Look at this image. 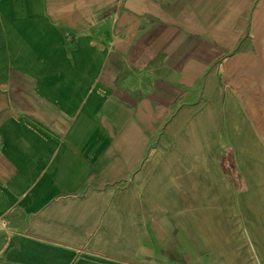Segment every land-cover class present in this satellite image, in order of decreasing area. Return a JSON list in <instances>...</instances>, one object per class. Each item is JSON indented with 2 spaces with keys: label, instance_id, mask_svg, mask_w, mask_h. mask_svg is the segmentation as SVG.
<instances>
[{
  "label": "crops",
  "instance_id": "obj_1",
  "mask_svg": "<svg viewBox=\"0 0 264 264\" xmlns=\"http://www.w3.org/2000/svg\"><path fill=\"white\" fill-rule=\"evenodd\" d=\"M128 6L121 65L0 110V264L238 262L231 215L249 228L258 174L264 194V0Z\"/></svg>",
  "mask_w": 264,
  "mask_h": 264
},
{
  "label": "rangeland",
  "instance_id": "obj_2",
  "mask_svg": "<svg viewBox=\"0 0 264 264\" xmlns=\"http://www.w3.org/2000/svg\"><path fill=\"white\" fill-rule=\"evenodd\" d=\"M128 1L0 0V110L41 103L38 83L67 78L75 65L78 77L95 74L85 65H121L131 32L143 24L136 7L129 11ZM257 178L260 174L252 188ZM239 200L243 216L252 223L245 228L249 220L231 215L240 218L242 227L235 233L240 249L234 258L237 264H264V256L255 251L258 240L264 242V194L250 190ZM5 219L0 221L2 242L9 233ZM215 257L209 253L200 264H213Z\"/></svg>",
  "mask_w": 264,
  "mask_h": 264
},
{
  "label": "bare ground",
  "instance_id": "obj_3",
  "mask_svg": "<svg viewBox=\"0 0 264 264\" xmlns=\"http://www.w3.org/2000/svg\"><path fill=\"white\" fill-rule=\"evenodd\" d=\"M251 190H253V188H252ZM253 191H254V192H256L257 190H256V191H255V190H253ZM255 251H256V250H255ZM261 251H262V250H261ZM256 253H257V254H259V255H261V254H262V255L264 256V251H263V252H260V251L258 252V251H257Z\"/></svg>",
  "mask_w": 264,
  "mask_h": 264
}]
</instances>
